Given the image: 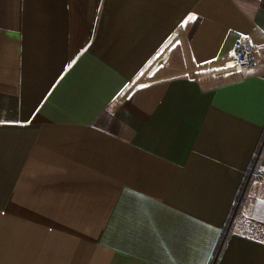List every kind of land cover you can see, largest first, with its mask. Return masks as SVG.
I'll use <instances>...</instances> for the list:
<instances>
[{
    "label": "crops",
    "instance_id": "1",
    "mask_svg": "<svg viewBox=\"0 0 264 264\" xmlns=\"http://www.w3.org/2000/svg\"><path fill=\"white\" fill-rule=\"evenodd\" d=\"M255 162L264 0H0V264H264Z\"/></svg>",
    "mask_w": 264,
    "mask_h": 264
},
{
    "label": "built area",
    "instance_id": "2",
    "mask_svg": "<svg viewBox=\"0 0 264 264\" xmlns=\"http://www.w3.org/2000/svg\"><path fill=\"white\" fill-rule=\"evenodd\" d=\"M263 57L261 46L255 45L244 38H236L226 55L220 56L216 65L207 70L204 75L197 76V79L205 77H217L221 74L236 72L241 73L256 68ZM257 182L264 181V170H256L253 173Z\"/></svg>",
    "mask_w": 264,
    "mask_h": 264
},
{
    "label": "trees",
    "instance_id": "3",
    "mask_svg": "<svg viewBox=\"0 0 264 264\" xmlns=\"http://www.w3.org/2000/svg\"><path fill=\"white\" fill-rule=\"evenodd\" d=\"M256 167H257V163L255 162V164L253 165V171L257 170ZM249 179H251V178H249ZM238 208H239V206H237L236 212L238 211ZM226 237H227V235L225 236V238H223L222 244L217 246L215 254H214V257H213V260L211 261V264H217V261L219 259L220 253H221L222 249L224 248V244L226 242Z\"/></svg>",
    "mask_w": 264,
    "mask_h": 264
},
{
    "label": "rangeland",
    "instance_id": "4",
    "mask_svg": "<svg viewBox=\"0 0 264 264\" xmlns=\"http://www.w3.org/2000/svg\"><path fill=\"white\" fill-rule=\"evenodd\" d=\"M160 62V61H159ZM162 62H160L159 64H161Z\"/></svg>",
    "mask_w": 264,
    "mask_h": 264
},
{
    "label": "snow or ice",
    "instance_id": "5",
    "mask_svg": "<svg viewBox=\"0 0 264 264\" xmlns=\"http://www.w3.org/2000/svg\"><path fill=\"white\" fill-rule=\"evenodd\" d=\"M190 19H191V17H190Z\"/></svg>",
    "mask_w": 264,
    "mask_h": 264
}]
</instances>
